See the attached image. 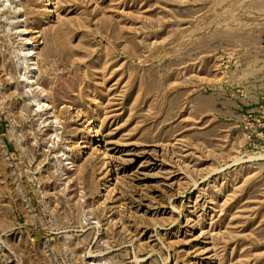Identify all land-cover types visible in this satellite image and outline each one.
<instances>
[{
  "label": "rangeland",
  "instance_id": "rangeland-1",
  "mask_svg": "<svg viewBox=\"0 0 264 264\" xmlns=\"http://www.w3.org/2000/svg\"><path fill=\"white\" fill-rule=\"evenodd\" d=\"M0 264H264V0H0Z\"/></svg>",
  "mask_w": 264,
  "mask_h": 264
},
{
  "label": "crops",
  "instance_id": "crops-1",
  "mask_svg": "<svg viewBox=\"0 0 264 264\" xmlns=\"http://www.w3.org/2000/svg\"><path fill=\"white\" fill-rule=\"evenodd\" d=\"M236 31V30H235ZM235 33H237V32H235ZM239 45H242V44H239ZM249 46V45H248ZM243 46H241L239 49H238V52L240 51H243V49H245L246 50V48H242ZM246 47V46H245ZM261 49H263V47L261 48ZM235 104H236V102H235ZM235 106H237V104L235 105Z\"/></svg>",
  "mask_w": 264,
  "mask_h": 264
}]
</instances>
